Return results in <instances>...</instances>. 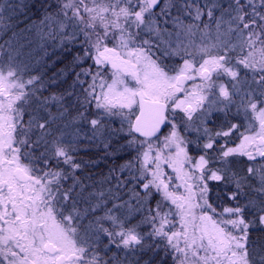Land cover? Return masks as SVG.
Returning a JSON list of instances; mask_svg holds the SVG:
<instances>
[{"label": "snow or ice", "instance_id": "1", "mask_svg": "<svg viewBox=\"0 0 264 264\" xmlns=\"http://www.w3.org/2000/svg\"><path fill=\"white\" fill-rule=\"evenodd\" d=\"M5 27L0 264H264V0H0Z\"/></svg>", "mask_w": 264, "mask_h": 264}, {"label": "trees", "instance_id": "2", "mask_svg": "<svg viewBox=\"0 0 264 264\" xmlns=\"http://www.w3.org/2000/svg\"><path fill=\"white\" fill-rule=\"evenodd\" d=\"M8 23L10 22L5 20V25H7ZM11 38H12V31L9 28L5 27L4 32L0 34V44H4L5 41H10ZM37 47L39 49L37 50L36 54L33 53L34 57L32 56V58L28 61L29 67L27 71L32 72L38 70L39 72H47L51 74L49 69L43 66L45 60V52L41 50L38 45ZM35 57L38 58L35 59ZM70 60L71 58L69 57L68 61H65V64L69 63ZM65 64H60L59 68H57L56 70L59 71L60 69L64 68ZM102 155H103L102 151L98 152L97 149L92 148L87 155L81 153L79 158L87 161L89 159H99V157ZM111 162L112 160L110 158L107 160H100L99 164L95 166L93 169L86 170V174H90L96 177H98L101 173L107 174V170L114 166L113 162L112 163ZM238 167H244V165H238Z\"/></svg>", "mask_w": 264, "mask_h": 264}, {"label": "rangeland", "instance_id": "3", "mask_svg": "<svg viewBox=\"0 0 264 264\" xmlns=\"http://www.w3.org/2000/svg\"><path fill=\"white\" fill-rule=\"evenodd\" d=\"M32 53H35L36 54V52H37V50L39 49L38 47H37V45L36 44H34L33 46H32ZM49 52L51 51V49H49L48 50ZM34 57V56H33ZM36 58H38V57H35V59ZM71 58V57H70ZM60 66V65H59ZM62 66V65H61ZM65 67V66H64ZM49 75H50V73H48ZM242 159H246V158H242ZM112 163V162H111Z\"/></svg>", "mask_w": 264, "mask_h": 264}]
</instances>
